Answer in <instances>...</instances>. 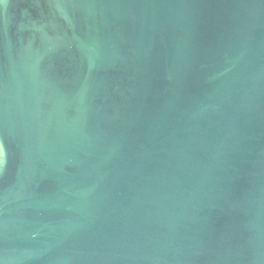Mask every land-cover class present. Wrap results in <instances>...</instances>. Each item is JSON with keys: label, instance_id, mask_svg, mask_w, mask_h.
<instances>
[{"label": "water", "instance_id": "obj_1", "mask_svg": "<svg viewBox=\"0 0 264 264\" xmlns=\"http://www.w3.org/2000/svg\"><path fill=\"white\" fill-rule=\"evenodd\" d=\"M0 264H264V0H0Z\"/></svg>", "mask_w": 264, "mask_h": 264}]
</instances>
